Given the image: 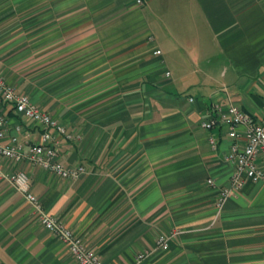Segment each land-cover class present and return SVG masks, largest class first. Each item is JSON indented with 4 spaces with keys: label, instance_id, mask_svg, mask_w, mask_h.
<instances>
[{
    "label": "crops",
    "instance_id": "1",
    "mask_svg": "<svg viewBox=\"0 0 264 264\" xmlns=\"http://www.w3.org/2000/svg\"><path fill=\"white\" fill-rule=\"evenodd\" d=\"M0 76L65 125L59 159L87 172L1 155L0 166L24 169L104 264H264V180L218 213L234 139L202 126L217 102L264 115V0H0ZM0 113L27 147L40 141L42 124L1 99ZM0 264H81L1 179Z\"/></svg>",
    "mask_w": 264,
    "mask_h": 264
},
{
    "label": "built area",
    "instance_id": "2",
    "mask_svg": "<svg viewBox=\"0 0 264 264\" xmlns=\"http://www.w3.org/2000/svg\"><path fill=\"white\" fill-rule=\"evenodd\" d=\"M143 3V0H137ZM161 53V50L157 51ZM170 74V71H167ZM0 99L10 104L14 112L29 120L43 125L41 139L29 144L22 142L17 134L9 133L10 118L0 113V155L17 163L29 161L40 165L52 173L63 177L77 179L87 172L84 164L68 165L59 159V151L54 138V131L66 134L65 125L55 119L48 111L35 103L31 97L0 76ZM193 99V98H191ZM218 125H226L230 136L234 139L228 158L235 164V170L228 185L222 187L216 202L218 213L224 208L227 200L239 193L248 180H264V168L258 164V157H264V115L256 119L251 113L244 111L238 104L230 102L223 106L215 103L214 114L202 122L206 129ZM241 127H244L243 130ZM72 138L71 134L66 135ZM245 142L242 144L241 140ZM209 141L214 149L217 139L212 134ZM0 179L8 181L32 205L41 223L53 234L61 238L81 264H104L97 251L88 245L74 230L68 227L57 216L48 212L39 196L31 189L29 174L24 169L8 170L0 166ZM208 182L215 184L213 178ZM181 232L174 229L162 232L157 238L158 246L162 249L170 247V241ZM151 251H145L137 256V261L144 260Z\"/></svg>",
    "mask_w": 264,
    "mask_h": 264
}]
</instances>
